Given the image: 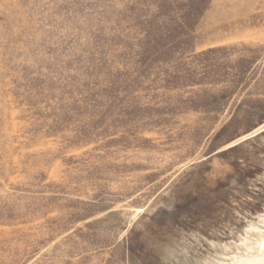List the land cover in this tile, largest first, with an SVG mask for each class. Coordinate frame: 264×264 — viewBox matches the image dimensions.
Returning <instances> with one entry per match:
<instances>
[{"label": "rangeland", "instance_id": "rangeland-1", "mask_svg": "<svg viewBox=\"0 0 264 264\" xmlns=\"http://www.w3.org/2000/svg\"><path fill=\"white\" fill-rule=\"evenodd\" d=\"M263 234L264 0H0V264H230Z\"/></svg>", "mask_w": 264, "mask_h": 264}, {"label": "bare ground", "instance_id": "bare-ground-1", "mask_svg": "<svg viewBox=\"0 0 264 264\" xmlns=\"http://www.w3.org/2000/svg\"><path fill=\"white\" fill-rule=\"evenodd\" d=\"M252 227L254 228V226H252ZM245 239H248V238H245ZM253 248L255 249L256 246ZM256 249H257L256 251H244V253L242 252L243 254L241 253V254L233 255L232 261H231V263L230 262L229 263L230 264H264V240H262V242L260 243V245Z\"/></svg>", "mask_w": 264, "mask_h": 264}]
</instances>
